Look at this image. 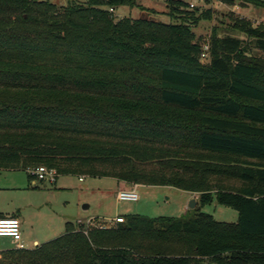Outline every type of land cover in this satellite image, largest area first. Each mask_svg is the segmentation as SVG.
Returning <instances> with one entry per match:
<instances>
[{"label": "trees", "instance_id": "trees-1", "mask_svg": "<svg viewBox=\"0 0 264 264\" xmlns=\"http://www.w3.org/2000/svg\"><path fill=\"white\" fill-rule=\"evenodd\" d=\"M135 5L0 0V170L173 186L199 207L104 228L68 221L0 264H264V55L252 52L264 54V24L239 18L246 38L214 31L203 57L195 27L210 10L168 0V22L113 13ZM214 203L237 221L203 211Z\"/></svg>", "mask_w": 264, "mask_h": 264}, {"label": "rangeland", "instance_id": "rangeland-1", "mask_svg": "<svg viewBox=\"0 0 264 264\" xmlns=\"http://www.w3.org/2000/svg\"><path fill=\"white\" fill-rule=\"evenodd\" d=\"M53 1L65 5L68 0ZM135 1V6L116 8L113 11L114 15L119 19L145 16L167 22L172 20L168 15L170 11L167 7L168 0ZM186 1L189 4L194 3L201 11H211L212 17L201 20L195 27V32L198 38H201L204 47L208 45L214 31L221 36L233 35L246 38L241 30L235 28L239 18L251 20L255 24H264V9H256L247 0ZM252 52L264 55L259 50ZM122 187L124 186L119 185V180L113 177L86 176L84 181H80L79 176L73 174H61L55 184L38 181L35 187L26 171L2 170L0 171V210L5 214L18 213L21 216L25 238L30 237L32 240L37 238L45 242L63 235L66 232V223L76 222L83 214L100 216L101 218L92 219L94 224L105 223L108 226H115L116 223L111 217L119 214L181 217L200 205L198 193L195 195L196 199L191 200L190 193L185 190L173 186L145 184L137 188L140 196L138 200H120L117 198V192ZM84 205H90V210L84 212ZM203 211L213 214L218 220L235 222L238 219V212L235 209L217 203L203 207ZM83 221L88 222V220ZM13 247L14 242L11 237H0V250ZM1 257L2 251H0Z\"/></svg>", "mask_w": 264, "mask_h": 264}, {"label": "built area", "instance_id": "built-area-1", "mask_svg": "<svg viewBox=\"0 0 264 264\" xmlns=\"http://www.w3.org/2000/svg\"><path fill=\"white\" fill-rule=\"evenodd\" d=\"M191 7H194V3H190ZM113 11V9H111ZM209 45L204 47L202 53L203 57L209 56ZM26 172L30 177L36 181L46 182L49 184H55L58 177L60 176L56 168H51L46 165H39L34 167H29ZM85 176H80V180H84ZM138 184L134 183L132 188L120 189L117 192V198L120 200H138L140 198L138 191ZM114 223L118 224L124 221L123 216H116L113 219ZM89 225H94V222L90 220ZM96 225V224H95ZM99 227H106V224H97ZM0 237H11L17 240L21 239V221L18 217H3L0 218ZM19 248H24L21 244L18 245Z\"/></svg>", "mask_w": 264, "mask_h": 264}, {"label": "crops", "instance_id": "crops-1", "mask_svg": "<svg viewBox=\"0 0 264 264\" xmlns=\"http://www.w3.org/2000/svg\"><path fill=\"white\" fill-rule=\"evenodd\" d=\"M0 171H2V170H0ZM5 171H14V170H5ZM29 176V175H28ZM30 178V177H29ZM58 179H59V177H58ZM58 179H57V181H58ZM31 180V179H30ZM79 180H80V176H79ZM32 181V184L33 185H35V187L38 185V181H36V180H34V179H32L31 180ZM80 181H82V180H80ZM84 181V180H83ZM57 183V182H56ZM119 185L120 186H124V187H122V189H126V188H132L133 187V184L132 183H127V182H124V181H120L119 180ZM84 186H87V185H84ZM139 186H141V184H138V187ZM120 190V189H119ZM188 193H190V195H191V200H195L196 199V197H195V195H197V193H195V192H189V191H187ZM83 210H84V212H87L88 210H90V205H84V207H83ZM4 213V212H3ZM9 215V214H8ZM11 215V214H10ZM116 216H124V215H121V214H119V215H116ZM115 216V217H116ZM18 217L20 218V221H21V216L18 214ZM115 217H111L112 219H114ZM79 218V219H78ZM77 218V220H76V223H78V222H82V223H84V224H88V222L90 221V220H92L93 218L94 219H98V218H101L100 216H95L94 214H90V215H85V214H83L81 217H78ZM82 218H85V219H82ZM83 220H88V222H85V221H83ZM98 224H105V223H98ZM13 239V242H14V247L13 248H19V244H21L24 248H34V247H36V246H39V245H41V244H43V243H45V242H47V241H45V242H41L39 239H37V238H35V239H31L30 237H27V238H25L24 237V232H23V230H22V223H21V239L20 240H17V239H14V238H12ZM49 241V240H48ZM30 242V243H29ZM9 249H11V248H9ZM4 250H7V249H3V250H0V251H4Z\"/></svg>", "mask_w": 264, "mask_h": 264}, {"label": "water", "instance_id": "water-1", "mask_svg": "<svg viewBox=\"0 0 264 264\" xmlns=\"http://www.w3.org/2000/svg\"><path fill=\"white\" fill-rule=\"evenodd\" d=\"M191 206H193V205H191Z\"/></svg>", "mask_w": 264, "mask_h": 264}]
</instances>
